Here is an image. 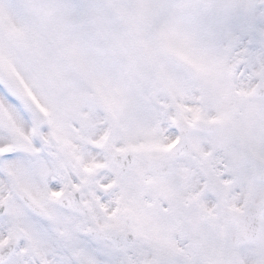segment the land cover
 <instances>
[{"label": "snow or ice", "instance_id": "1", "mask_svg": "<svg viewBox=\"0 0 264 264\" xmlns=\"http://www.w3.org/2000/svg\"><path fill=\"white\" fill-rule=\"evenodd\" d=\"M0 264H264V0H0Z\"/></svg>", "mask_w": 264, "mask_h": 264}]
</instances>
